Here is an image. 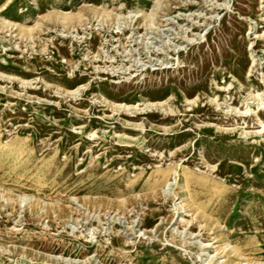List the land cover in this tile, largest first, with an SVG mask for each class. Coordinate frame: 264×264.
Returning <instances> with one entry per match:
<instances>
[{
  "label": "rangeland",
  "instance_id": "obj_1",
  "mask_svg": "<svg viewBox=\"0 0 264 264\" xmlns=\"http://www.w3.org/2000/svg\"><path fill=\"white\" fill-rule=\"evenodd\" d=\"M0 264H264V0H0Z\"/></svg>",
  "mask_w": 264,
  "mask_h": 264
}]
</instances>
